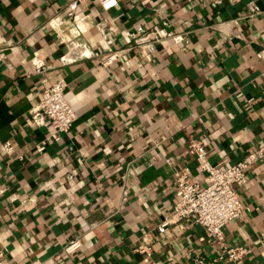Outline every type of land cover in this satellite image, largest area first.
<instances>
[{
	"label": "crops",
	"instance_id": "1",
	"mask_svg": "<svg viewBox=\"0 0 264 264\" xmlns=\"http://www.w3.org/2000/svg\"><path fill=\"white\" fill-rule=\"evenodd\" d=\"M155 26L173 38L136 45L137 30ZM263 49L264 0H117L107 11L96 0H0L7 263L234 264L192 218L173 216L175 172L204 185L190 141L219 167L264 144ZM59 80L76 120L53 141L50 122L36 127L30 113ZM234 189L244 210L225 244L246 248L242 264H264V160Z\"/></svg>",
	"mask_w": 264,
	"mask_h": 264
},
{
	"label": "built area",
	"instance_id": "2",
	"mask_svg": "<svg viewBox=\"0 0 264 264\" xmlns=\"http://www.w3.org/2000/svg\"><path fill=\"white\" fill-rule=\"evenodd\" d=\"M213 5H221L224 1L235 0H210ZM105 11L113 8L117 0H96ZM77 2H72L68 7V16L75 18ZM248 17H254L260 13L259 7L254 2L247 4ZM139 36L135 38L136 45H145L151 49L152 44L163 39L171 38V34L165 27H153L149 31L137 30ZM173 38V37H172ZM264 56V49L261 51ZM85 55V54H84ZM120 52L108 56L102 61V66H108L118 59ZM66 84L59 80L49 88L44 89L39 97L37 105L32 109L31 121L36 127H42L50 122L53 133L48 137L57 141L61 134L67 133L76 120V115L65 99ZM47 140V139H46ZM41 141L36 146L37 152H43L47 143ZM189 154L195 159L199 172L204 174V185H199L188 180L187 172L179 170L175 172L177 189L173 216L177 219L192 218L204 230V236L209 241H215L220 247L226 259L234 264H242L241 261L247 254L242 246L229 247L225 244L223 229L238 219L243 213V207L238 199L234 186H242L247 182L249 168L264 160V144H259L247 153L240 161L227 167L212 165L207 157V147L201 141H190ZM167 223H163L158 231L163 233ZM77 241H71L65 252L70 253L78 247ZM0 264H8L4 253L0 249Z\"/></svg>",
	"mask_w": 264,
	"mask_h": 264
}]
</instances>
